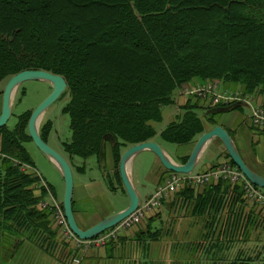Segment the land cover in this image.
<instances>
[{
  "label": "trees",
  "instance_id": "obj_1",
  "mask_svg": "<svg viewBox=\"0 0 264 264\" xmlns=\"http://www.w3.org/2000/svg\"><path fill=\"white\" fill-rule=\"evenodd\" d=\"M23 68L64 77L69 98L61 111L69 115L71 134L61 145L68 157L102 158L109 142L117 167L125 146L156 133L181 144L203 131L188 102L159 131L154 123L195 79L239 85L243 93L261 94L264 106V0H0V80L5 84ZM232 104L214 107L240 106ZM31 109L11 127L0 126L5 258L25 235L49 227L48 210L37 207L43 196L37 178L17 162L32 164L25 146ZM51 125L48 119L39 126L45 141ZM227 161L236 166L230 156ZM259 247L227 264H264V240Z\"/></svg>",
  "mask_w": 264,
  "mask_h": 264
},
{
  "label": "crops",
  "instance_id": "obj_2",
  "mask_svg": "<svg viewBox=\"0 0 264 264\" xmlns=\"http://www.w3.org/2000/svg\"><path fill=\"white\" fill-rule=\"evenodd\" d=\"M198 82L200 81L195 79L190 86ZM219 84L220 90L240 88L239 85L232 87L230 84ZM250 96V104L245 102L237 108L218 111L219 108L214 107L216 105L209 100L180 92L177 93L175 102L167 105L162 119L165 115L168 123L186 102L196 109H203L202 116L198 113L204 125L203 131L215 124L225 127L232 135L244 161L264 176V131L254 126L249 119L251 104H261L262 95L253 93ZM1 102L0 96V108ZM202 132L196 134L191 141L175 143L180 145V149L178 146H166L165 141L156 139L154 135L151 139L158 141L175 161L182 163ZM103 153L102 162H106L107 166L104 163L98 164L100 178L78 179L74 182L72 209L82 228L121 210L129 201L122 181L115 174L109 142L105 144ZM228 157L222 141L218 137H212L203 147L193 172L207 170L228 160ZM128 166L140 201L149 197L159 185H163L170 173L158 156L147 149L135 154ZM77 171L83 173L85 168H77ZM112 190L122 192L125 198L121 205L107 210L103 206V199L105 193ZM47 219L46 225L49 227H43L42 232H50L48 236L54 238L49 214ZM263 240L264 208L245 197L241 183L232 184L227 179H219L197 186L186 183L183 187L170 191L140 222L123 230L104 245L83 248L72 240H66L65 244L70 253L80 256L78 264H227L228 259L245 254L255 255ZM244 244L247 246L244 247ZM37 246V240L29 234L18 241L14 251L28 258L31 252L38 249ZM19 255L18 258L23 259ZM47 261L57 264L53 256L48 257ZM27 262L31 264L32 259L29 257Z\"/></svg>",
  "mask_w": 264,
  "mask_h": 264
},
{
  "label": "water",
  "instance_id": "obj_3",
  "mask_svg": "<svg viewBox=\"0 0 264 264\" xmlns=\"http://www.w3.org/2000/svg\"><path fill=\"white\" fill-rule=\"evenodd\" d=\"M24 80H45L51 84L50 92L38 103L37 106L31 109L30 115L27 120L28 133L31 140L35 143L39 150H41L59 169L64 183V189L62 193V208L66 217L67 224L70 229L80 238L92 237L99 234V232L112 227L120 219L127 216L135 210L140 203V197L137 193L133 180H131L129 174V161L131 158L139 153L142 149H147L155 153L160 159L162 165L166 169H170L176 172H191L196 166L197 160L202 152L205 144L212 138L218 137L232 161L236 164L238 169L241 170L243 175L249 179L250 182L264 189V176L253 170L243 159L239 149L236 147L232 135L228 130L220 124H215L210 129L203 131L197 138L191 153L187 159L179 163L175 161L170 154L165 151L163 146L155 139H148L140 141L139 143L130 144L122 151L119 161L118 169L120 180L123 183L126 194L129 196V201L126 207L121 210L115 211L110 215H107L98 222L89 227L82 228L78 225L74 211L72 209V193H73V172L72 168L64 156L57 149L53 148L47 141H45L40 133V119L44 113V110L55 101L67 87V83L64 77L56 72L45 70L42 68L31 69L23 68L18 72L9 76L5 82V86L1 94V108H0V126L4 125L10 118L13 96ZM245 101L237 100L232 105L237 106L244 104Z\"/></svg>",
  "mask_w": 264,
  "mask_h": 264
},
{
  "label": "rangeland",
  "instance_id": "obj_4",
  "mask_svg": "<svg viewBox=\"0 0 264 264\" xmlns=\"http://www.w3.org/2000/svg\"><path fill=\"white\" fill-rule=\"evenodd\" d=\"M219 82V81H218ZM4 81L0 80V90L4 88ZM21 86V87H20ZM18 89L16 90L14 96H13V104H12V114L10 115V118L7 121V124L9 127H11L17 118V115L23 112L25 109L28 108H34L38 105V103L50 92L51 90V84L48 81L45 80H24L23 83L20 84ZM191 87V86H188ZM23 88V92L21 93V89ZM186 88V87H184ZM183 89V88H182ZM180 89V90H182ZM218 89L220 90V84L218 86ZM0 92V96H1ZM67 92H64L62 95H60L53 103L48 106L40 119V124L43 123L46 120H51L52 122V128L49 132V135L46 137V141L55 149H57L60 153L64 154V156L67 158L73 172V182H76L79 180L89 178H100L99 176V163H104V166L106 167V162H102L103 158L98 157V155H90L86 157H80V156H73L68 157V155L63 151L61 142L67 141L70 137L71 130L68 126L69 122V115L68 113L62 112L61 108L66 104L68 100ZM168 106H164L163 113L165 114L166 108ZM196 109V108H195ZM197 112L202 116L203 115V109H196ZM164 118L159 122H154L155 127L159 131V129L163 128L167 121ZM156 139L160 140V137H158L157 134L154 135ZM166 146H178L179 149L181 148L180 145L171 143V142H165ZM25 146L28 149L29 155L31 156L32 164L36 169L39 170L43 178L46 180L47 183H50L52 186L53 192L56 194L57 197H59L62 200V193L64 189V183L62 175L57 169V167L53 164V162L41 151L38 149V147L35 145V143L32 140H27L25 142ZM169 153V152H168ZM76 166L84 167L85 171L83 173L78 172ZM115 167V174L117 171V167ZM118 179V178H117ZM125 198V195L122 194V192L119 191H110L108 193H105L104 199H103V206L105 209H110L113 207H117L121 205L123 202V199ZM52 229H54L53 235L54 238H50L49 234L50 232H42V228H39L38 231L33 234L35 240L38 242V249L34 253H30V259H32L31 264H51L47 261L48 257L53 256L57 264H78L74 261V258L76 256L73 255V253L69 252L68 246H66V239L60 234L58 226H55L54 222L52 221ZM49 235V236H48ZM40 240V241H39ZM247 246V244H244V247ZM250 248V247H249ZM246 251V248H245ZM248 251V250H247ZM251 251V250H250ZM19 253L16 254V251L14 253L9 255V257H0V259H3V261L7 264H30V262H27L28 258L23 259L18 258ZM80 258V256H77ZM25 258V259H24Z\"/></svg>",
  "mask_w": 264,
  "mask_h": 264
},
{
  "label": "built area",
  "instance_id": "obj_5",
  "mask_svg": "<svg viewBox=\"0 0 264 264\" xmlns=\"http://www.w3.org/2000/svg\"><path fill=\"white\" fill-rule=\"evenodd\" d=\"M219 82L216 80H208L206 82H198L191 87L183 88L179 91L186 94H192L206 99L213 105L218 104H230L237 100H243L246 103L251 102L252 96L243 93L241 89L226 88L219 90ZM251 123L259 130H264V106L261 104H251L250 117ZM19 163L20 170L30 171L36 176L37 181L34 183L38 191L43 192L42 199L37 203L39 209H47L49 215L54 222L55 226H58L60 234L66 240H72L76 245L86 248L90 245H104L108 241L114 239L120 232L128 227L140 222L142 218L155 206L161 203V198L169 193L183 187L186 183H191L194 186L204 185L210 183L213 180L227 179L230 183H241L245 197L253 202H257L264 208V191L257 185L249 181L247 177L243 175L237 166L229 163L227 160L221 161L218 164L211 166V168L197 172H176L170 171L167 180L163 185H159L155 191L147 198L140 201L139 205L134 211L127 214L124 218L116 222L112 227L107 228L99 234L92 237H86L82 239L78 237L67 224L66 217L62 208V200L55 196L50 184L46 182L38 169H36L30 163ZM75 262H79L80 258L75 257Z\"/></svg>",
  "mask_w": 264,
  "mask_h": 264
}]
</instances>
